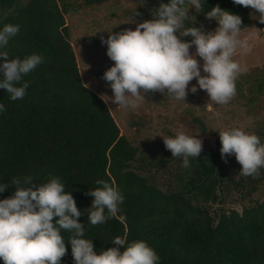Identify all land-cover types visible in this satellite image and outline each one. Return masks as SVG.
I'll list each match as a JSON object with an SVG mask.
<instances>
[{"label":"trees","instance_id":"obj_1","mask_svg":"<svg viewBox=\"0 0 264 264\" xmlns=\"http://www.w3.org/2000/svg\"><path fill=\"white\" fill-rule=\"evenodd\" d=\"M76 1L0 0V30L20 25L0 51H7L9 59L44 57L23 77L30 86L22 99L11 100L0 89L6 108L0 112V183L9 184L0 200L14 196L13 178L23 182L31 176L25 187H33L58 176L84 212L79 218L84 238L93 240L97 253L112 247L123 252L125 246L112 243L120 236L128 243L146 241L159 264H264V168L259 178L241 176L235 155L225 162L220 149L213 148L190 158L185 168L182 158L164 147L142 149L121 134L105 99L81 76L65 17ZM150 1L159 6L158 0ZM201 2L200 9L192 8L196 16L206 17L219 5L242 17V29L251 25L249 9L233 0ZM259 87L263 90L264 80ZM259 137L264 143V134ZM101 179L124 196L118 213L124 219L92 225L86 211L94 197L88 192L100 187L96 181ZM61 235L67 241L70 234L62 230ZM66 247L61 264H74L70 243Z\"/></svg>","mask_w":264,"mask_h":264},{"label":"clouds","instance_id":"obj_2","mask_svg":"<svg viewBox=\"0 0 264 264\" xmlns=\"http://www.w3.org/2000/svg\"><path fill=\"white\" fill-rule=\"evenodd\" d=\"M233 2L253 9L258 13L255 19L264 24V0ZM201 7V0H170L155 8L153 18L138 23L135 30L111 31L107 39L102 37L107 56L114 62L102 77L111 87L114 99L104 100L107 95L102 99L133 110L147 94L157 91L186 101L189 84L195 79L197 84L191 87L192 93L205 90L211 102L228 104L236 95L237 79L246 71L233 57L238 49L245 54L250 51L248 38H241L243 20L217 5L205 15L218 21L214 31L194 26L196 18L191 27H186V21L193 17L189 15L190 9ZM19 30L20 25H5L0 30V48L6 47ZM193 46L195 52L191 51ZM0 61L3 73L0 89H5L11 100H17L25 96L30 86L23 77L41 65L44 57L31 54L24 59H9L7 51H0ZM3 111L6 108L0 103V112ZM219 135L225 162L228 156L235 155L242 166L239 175L259 178L264 168L261 138L240 128L221 131ZM163 140L174 158H182L181 166L185 168L190 166V158H198L203 151V140L184 132ZM32 180L31 176L23 182L13 178L10 183L16 189L14 196L0 200V259L4 264H61L68 252L66 243L71 245L74 264H159V255L143 240L128 243L126 238L117 236L112 243L125 246L123 252L112 247L97 253L93 240L84 238L85 226L79 220L84 212L78 209L72 193L65 191L61 178L53 176L47 183L25 187ZM96 184L100 187L88 192L94 197L86 211L88 222L98 225L111 218L123 220L118 213L124 196L118 187L102 179ZM8 187L9 184L0 183V193ZM55 217L59 219L54 222ZM62 230L70 234L67 241L61 235Z\"/></svg>","mask_w":264,"mask_h":264},{"label":"rangeland","instance_id":"obj_3","mask_svg":"<svg viewBox=\"0 0 264 264\" xmlns=\"http://www.w3.org/2000/svg\"><path fill=\"white\" fill-rule=\"evenodd\" d=\"M161 3L158 0V4ZM158 7L150 0H107L97 5H86L79 0L65 13L83 81L100 96L107 95L103 97L106 101L109 97L114 99V93L102 77L114 62L107 56V45L102 43L101 38L107 39L111 31L135 30L138 23L151 20L153 10ZM248 9L251 25L242 29L241 38H248L250 51L245 54L238 49L233 57L246 67V71L237 79L236 95L228 104L211 102L205 90L192 93L191 87L197 84L195 79L189 84L186 101L176 100L167 92L163 94L158 91L147 94L134 110L109 101L107 104L112 109L121 134L142 149L151 145L157 148L162 146L164 150L163 137H173L178 132L198 136L203 140V149L216 150L222 147L218 141L221 131L240 128L248 133L260 131L258 136H262L264 88L260 89L259 84L264 80V24L255 19L254 15L258 16V13L250 7ZM189 15L193 17L186 21V27H191L195 18L194 26H203L204 31H214L218 27V21L196 16L193 9H190ZM191 51L195 52V46ZM231 206L241 208L237 203Z\"/></svg>","mask_w":264,"mask_h":264}]
</instances>
